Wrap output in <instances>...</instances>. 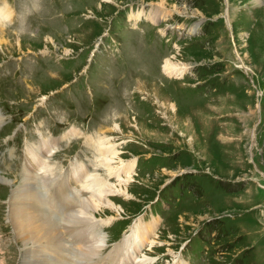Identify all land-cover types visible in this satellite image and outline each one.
Wrapping results in <instances>:
<instances>
[{
	"label": "rangeland",
	"instance_id": "rangeland-1",
	"mask_svg": "<svg viewBox=\"0 0 264 264\" xmlns=\"http://www.w3.org/2000/svg\"><path fill=\"white\" fill-rule=\"evenodd\" d=\"M8 3L17 16L0 28V125L6 124L0 135V173L11 182L0 181L11 187L9 194L0 188L2 198L9 196L7 204L0 201V264H30L22 240L31 234L12 227L10 201L40 206L46 201L51 207L46 215L68 247L73 236L62 227H72L66 224L70 201L90 199L91 193L82 190L72 191L76 195L70 198L72 187L64 191L57 181L48 194L38 185L34 192L26 189L11 198L24 185L25 147L38 146L42 138L39 125H31L46 116L34 113L41 107L50 114L60 112L62 131L80 134L58 147L50 161L55 176H65L83 162L90 173L114 184L117 180L108 178L97 162L100 143L119 152L114 166L120 159L135 161L131 180L122 184L125 194H111L114 206L92 215L90 237L104 238L103 259L118 248L124 253L130 235L120 243L128 227L118 233L117 222L127 224L130 213L162 190L161 184L191 173L195 178H185L182 185L184 197L174 185L167 187L159 196L166 202L164 209L156 208L160 215L151 220L146 207L147 214L128 230L134 235L154 226L146 241L140 238L134 262L173 264L182 242L195 231L202 234L191 238L180 255L188 264H264V0H51L37 15L27 16L23 27L19 14L34 0ZM157 8L160 17L151 19ZM226 8L228 24L219 21ZM166 59L185 66L182 78L164 75ZM200 66L215 72L207 77L222 83L216 91L199 77ZM199 85L198 92L190 89ZM49 88V96L40 97ZM234 90H244L245 96L239 98ZM28 110L33 112L26 115ZM24 114L21 122L28 129L7 143ZM155 154L163 157L160 164L154 163L157 158L147 160ZM106 214L112 216L104 218ZM223 214L231 216L221 220ZM41 217H34V226L45 224ZM41 233L42 227L37 237ZM203 240L206 256L200 260L189 251ZM126 252L131 254V248ZM41 259L40 264H50Z\"/></svg>",
	"mask_w": 264,
	"mask_h": 264
},
{
	"label": "bare ground",
	"instance_id": "bare-ground-1",
	"mask_svg": "<svg viewBox=\"0 0 264 264\" xmlns=\"http://www.w3.org/2000/svg\"><path fill=\"white\" fill-rule=\"evenodd\" d=\"M259 1L260 0H258V2ZM160 13H162L160 8L151 10L150 18H158L161 15ZM185 70V66L173 62L171 59H166L162 65V72L169 79L182 78ZM78 135L80 134L77 130L72 129L63 137L66 139L76 138ZM54 144L55 141L42 138L38 146L33 145L26 149V161L30 167L27 170L28 176L24 178V185L21 189L12 191L11 198H17L19 193L26 189H28V192H34L33 186L38 185H41L45 193L48 194L50 189L49 186L57 181L61 183L60 186L72 187L70 194H72V191L79 193L81 190L85 193L90 192V199L79 202L78 196L70 201L71 216L69 220L67 219L68 221L66 224L72 225V227H62L69 235L73 236L69 244L70 248H68L69 246L67 247L66 242L61 239L63 235L61 236L59 227H56V224H51L47 217V213L51 214V207L47 205L46 201L41 202L42 206L38 203L14 205L15 201H10L8 219L13 224L12 227H15L19 232L26 231L31 234L29 235L30 237L22 240L26 248L24 257L29 259L30 264H40L42 257H45V260L49 261L50 264H143L145 261L134 262L133 255H136L142 247V244L139 243L140 238L146 241V238L151 235V230L154 226L140 233L134 235L130 234V236L127 237V241L122 245L124 253L122 250H118V248L117 251H113L108 255L107 260L100 256V252L105 247L103 244L106 243L102 235L96 230L95 234H99L102 238L92 236L91 239L90 237V229L95 224V222H93L95 221V219H93L95 216L92 217L93 213L100 207L112 208L114 206L112 202L109 201V196L111 194H125L122 184L131 180L135 161L124 162L120 159L118 162L119 165L114 166V160L118 158L119 152L115 150L112 144L106 146L100 143L101 145L97 146L100 153V159H98L97 162L102 166L108 178L117 180L114 184H109L104 181V179L101 180L97 175L92 174L93 172L90 173L86 166L81 164L71 167V171L69 170L70 173L67 175L64 174L65 176H55L51 166L48 165L49 159L52 157L54 148L56 147ZM0 181L8 185L11 183L4 178H0ZM23 193L26 194V192ZM37 196L40 195L37 194ZM30 198H32L31 195ZM40 214H42L43 218ZM33 216L35 218L41 217L42 219L40 221H44L45 224H42L43 226H34L33 223H35V218ZM40 227H42V236L39 235V237H37ZM130 228L131 227H129V229ZM125 236L128 235H124V237ZM31 248H33L34 251H32ZM130 248L131 254L126 252V250H130ZM113 253L114 256L110 257ZM49 255H51V257L54 256L51 258L48 257Z\"/></svg>",
	"mask_w": 264,
	"mask_h": 264
},
{
	"label": "clouds",
	"instance_id": "clouds-1",
	"mask_svg": "<svg viewBox=\"0 0 264 264\" xmlns=\"http://www.w3.org/2000/svg\"><path fill=\"white\" fill-rule=\"evenodd\" d=\"M33 11H39V6L37 4H32L31 7L26 6L19 14L21 27H23L26 17L31 15ZM16 16V10L8 3V0H0V28L11 25L13 23V18Z\"/></svg>",
	"mask_w": 264,
	"mask_h": 264
},
{
	"label": "trees",
	"instance_id": "trees-1",
	"mask_svg": "<svg viewBox=\"0 0 264 264\" xmlns=\"http://www.w3.org/2000/svg\"><path fill=\"white\" fill-rule=\"evenodd\" d=\"M218 13H219V12H218ZM219 21H220V22H223V19L220 18ZM197 51H200V50H197ZM197 70H198V72H199V77H200V78H201V77L206 78L210 83H212L211 86H216L217 89H218V87H220V86L222 85V83L216 81V78H215V77H211V76L207 77V74H209V75H213V74H215V72L212 71L211 68H207V67H204V66H200V67L197 68ZM241 88H242V86H239V89H241ZM200 89H202V86H199V87L196 88V90H200ZM234 91H235V92H238V94H239V98L245 96V92H244V90H240V91H239V90H238V91H237V90H234ZM241 95H242V96H241ZM187 156H188V158L190 157L189 154H187ZM213 182L215 183L216 181L213 180ZM204 184H207V183L204 182ZM215 189H221V188H218V187L216 186Z\"/></svg>",
	"mask_w": 264,
	"mask_h": 264
},
{
	"label": "water",
	"instance_id": "water-1",
	"mask_svg": "<svg viewBox=\"0 0 264 264\" xmlns=\"http://www.w3.org/2000/svg\"><path fill=\"white\" fill-rule=\"evenodd\" d=\"M224 1H226V0H224ZM223 18H224L225 22L228 24L227 10H225ZM228 27H229V25H228ZM228 29H229V28H228Z\"/></svg>",
	"mask_w": 264,
	"mask_h": 264
}]
</instances>
